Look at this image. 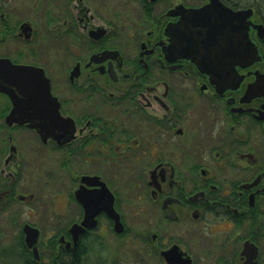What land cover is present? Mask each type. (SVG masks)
Listing matches in <instances>:
<instances>
[{
  "label": "flooded vegetation",
  "instance_id": "1",
  "mask_svg": "<svg viewBox=\"0 0 264 264\" xmlns=\"http://www.w3.org/2000/svg\"><path fill=\"white\" fill-rule=\"evenodd\" d=\"M209 2L0 0V81L43 69L60 113L54 130L32 110L9 119L0 90V252L61 264L62 247L136 234L156 264H264V0L196 13ZM215 7L250 9L248 63L234 59L233 14ZM82 199L97 225L66 248Z\"/></svg>",
  "mask_w": 264,
  "mask_h": 264
},
{
  "label": "water",
  "instance_id": "2",
  "mask_svg": "<svg viewBox=\"0 0 264 264\" xmlns=\"http://www.w3.org/2000/svg\"><path fill=\"white\" fill-rule=\"evenodd\" d=\"M215 4V0H211L207 5L195 9L196 13H204L209 11L211 6ZM215 10L223 13L221 18L223 22L226 21L227 12L233 14L234 17V28L236 30L237 38L234 43V59H238L240 63L250 61L253 59V55L257 52L256 47L248 38V28L250 20V9H241L239 11H232L231 9H223L222 7H215ZM215 82L221 84H231L238 83L241 80V76L236 74H212ZM5 82L9 85H5L0 81V90L9 93L15 104L8 114L9 119H18L22 115H30L32 110L33 115H46L49 119L44 122H35L32 125L36 126L39 130L43 127H47L48 130H54L58 125V119L60 118L58 101L56 97L52 95L50 89L49 78L45 75L43 69L39 67H14L12 72L7 74ZM15 86L16 89L24 96L31 94L30 99L25 101V99L17 98L16 91L11 87ZM20 99V100H19ZM12 121V120H10ZM85 206V217L81 223H75L70 228L72 234V241H66L65 236H61L60 241L66 244V248H70L73 244V248H77L80 235L87 229L93 228L97 225V219H95V214L90 211L89 201L87 199H82ZM115 219V228L118 232L124 230V224L119 219L118 215L115 213L113 215ZM36 230V231H34ZM26 231V243L28 246H34L38 239L37 229L27 225L25 227ZM35 250L36 247H35ZM171 250L165 251L166 258L170 260V257L176 255L175 253H170Z\"/></svg>",
  "mask_w": 264,
  "mask_h": 264
},
{
  "label": "rangeland",
  "instance_id": "3",
  "mask_svg": "<svg viewBox=\"0 0 264 264\" xmlns=\"http://www.w3.org/2000/svg\"><path fill=\"white\" fill-rule=\"evenodd\" d=\"M129 222L136 230L141 231L147 228L145 224L140 222ZM86 243L88 244L89 252L86 255L84 264H156L154 257L149 256L139 246L141 242L137 240L136 234H129L123 243H120L118 239L109 233L96 237L92 236L90 240H86ZM14 244L13 240L6 241V246L9 245L11 248H13ZM9 255L8 252H6V256L4 253L0 255V264H18V261ZM47 255L49 254L47 253Z\"/></svg>",
  "mask_w": 264,
  "mask_h": 264
},
{
  "label": "trees",
  "instance_id": "4",
  "mask_svg": "<svg viewBox=\"0 0 264 264\" xmlns=\"http://www.w3.org/2000/svg\"><path fill=\"white\" fill-rule=\"evenodd\" d=\"M89 252L88 244L79 246L77 249L66 250L64 247L60 249L59 262L61 264H84L86 255Z\"/></svg>",
  "mask_w": 264,
  "mask_h": 264
}]
</instances>
